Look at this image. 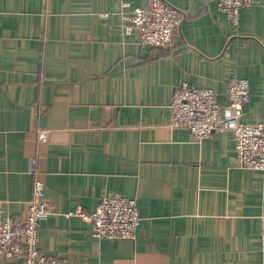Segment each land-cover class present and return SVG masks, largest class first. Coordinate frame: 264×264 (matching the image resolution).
<instances>
[{
	"label": "crops",
	"instance_id": "0c3cea01",
	"mask_svg": "<svg viewBox=\"0 0 264 264\" xmlns=\"http://www.w3.org/2000/svg\"><path fill=\"white\" fill-rule=\"evenodd\" d=\"M148 1L0 0V207L21 216L41 179L37 247L68 264H263L264 169L236 164L229 131L168 123L180 82L224 106L236 77L242 120L264 121V0L236 24L214 0H165L184 13L167 47L123 30V4ZM102 193L136 199L134 239L90 233Z\"/></svg>",
	"mask_w": 264,
	"mask_h": 264
},
{
	"label": "built area",
	"instance_id": "2783aa9c",
	"mask_svg": "<svg viewBox=\"0 0 264 264\" xmlns=\"http://www.w3.org/2000/svg\"><path fill=\"white\" fill-rule=\"evenodd\" d=\"M236 24L239 9L251 0H214ZM124 8L120 18L125 33L136 32L142 45L167 47L181 27L184 13L165 0H149L143 6ZM106 15V14H104ZM246 78L236 77L227 84V103L222 106L216 92L186 81L172 91L170 127H184L195 139L217 131H229L234 140V160L238 166L264 169V121L247 123L242 120L243 105L249 98ZM49 129L39 128L37 138L48 139ZM34 162V160L31 159ZM33 173V171H32ZM48 210L44 184L34 176L31 195L24 213L4 214L0 207V254L5 264H68L65 258L40 252L37 247L38 227ZM80 215L90 222V233L98 237L134 239L139 222L136 199L124 194L102 193L92 212ZM261 259L264 264V229L260 234Z\"/></svg>",
	"mask_w": 264,
	"mask_h": 264
}]
</instances>
